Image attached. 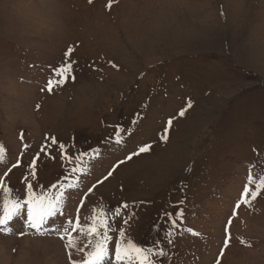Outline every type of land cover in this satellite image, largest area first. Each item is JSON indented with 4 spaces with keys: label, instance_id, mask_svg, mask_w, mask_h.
<instances>
[{
    "label": "rangeland",
    "instance_id": "374dc122",
    "mask_svg": "<svg viewBox=\"0 0 264 264\" xmlns=\"http://www.w3.org/2000/svg\"><path fill=\"white\" fill-rule=\"evenodd\" d=\"M107 2L0 0V142L11 162L19 154L21 130L30 146L8 181L23 196L22 178L45 134L68 145L70 154L101 147V157L81 178L85 189L138 144L153 142L151 153L122 165L98 186L81 216L90 215L94 205L123 201L131 212L136 202L128 236L151 245L164 238L163 226L154 228L164 211L174 212L188 195L193 205H182L184 219L172 237L168 259L214 264L249 170L257 178L264 175V0H118L111 11ZM69 45L76 48L75 82L53 94L41 93L51 75L48 66L61 63ZM108 60L119 67L112 68ZM94 61L102 72L91 70ZM178 79L185 80L184 106L189 99L193 106L175 119L170 139L163 143L158 133L164 119L156 123L154 118L151 131L149 121L158 104H173L172 94L163 99L158 94ZM138 85L148 111L133 126L130 111L137 98L126 94ZM131 103L123 108L127 113L113 112ZM116 124L133 128L127 147L104 143ZM52 157L42 154L37 161L40 187L66 173L68 164L57 149ZM80 195L71 193L58 223L75 217ZM229 232L221 264H264V195L238 210ZM3 235L0 264H65L64 241L55 235Z\"/></svg>",
    "mask_w": 264,
    "mask_h": 264
},
{
    "label": "snow or ice",
    "instance_id": "6c2138e0",
    "mask_svg": "<svg viewBox=\"0 0 264 264\" xmlns=\"http://www.w3.org/2000/svg\"><path fill=\"white\" fill-rule=\"evenodd\" d=\"M92 2L93 0H89V3ZM117 3L118 0H108L105 7L111 11ZM75 50L74 45H69L64 52L63 61L56 66H48L51 75L46 84L41 87V93L53 94L56 89L64 87L69 82H75L76 65H78V61L73 59ZM107 63L112 68L119 67L111 60H108ZM90 68L94 72H102V67L95 61L90 65ZM192 106V101L189 99L176 116L167 118L162 130L158 133L160 142L167 143L169 141L174 120L185 117ZM41 107L40 103L36 104L37 110ZM142 119L143 113L137 112L131 125H137ZM110 127L113 128V133L106 138L105 145L125 146L126 140L132 135L133 128L121 124ZM19 141L20 149L15 162L8 160L7 149L0 142V165L4 166L0 168V193H2V197H0V234L18 235L19 237L55 235L64 241L65 264H173L168 259L172 254L169 249L173 243L172 237L178 228V223L184 219L185 210L182 207L185 203L184 200L178 202L179 206H174V212L164 211L161 220L154 225L156 229L163 226L164 238L154 240L151 245H141L128 236L131 222L136 218V202L131 205L133 209L131 212H128L129 203L123 201L114 206L103 203L99 206L94 205L90 215L81 216V210L85 207L86 201L98 186L113 178L122 165L143 154L151 153L154 148L153 142L138 144L123 158L117 159L115 163L111 164L106 173L97 177L90 187L82 191L81 178L91 171V162L101 157V147H91L88 150H78L76 153L70 154L68 145L59 141L54 135L45 134L40 150L27 165V174L22 178L24 194L21 196L19 190L8 181L10 173L21 166L22 157L30 147L25 140L24 130L19 133ZM53 149L59 151L61 158L67 162L68 168L62 178H58L46 187H40L36 183L37 161L42 154L52 157ZM38 188L39 190H37ZM74 191L81 192L79 202L75 205V217L68 216L63 224H60L57 220L65 217L70 195ZM261 195H264V175L257 178L250 169L247 183L244 184L239 198L235 200L234 206L231 208L224 228L223 246L219 249V255L215 258L214 264H221L225 250L230 245L229 227L233 223V218L237 216L238 210L242 206L251 207ZM144 203V201L139 202L140 205ZM118 220L121 223L117 228ZM17 225L19 230L16 228ZM188 231L198 235L191 228ZM114 235V251H110ZM82 238H86V242L81 246Z\"/></svg>",
    "mask_w": 264,
    "mask_h": 264
},
{
    "label": "bare ground",
    "instance_id": "6f19581e",
    "mask_svg": "<svg viewBox=\"0 0 264 264\" xmlns=\"http://www.w3.org/2000/svg\"><path fill=\"white\" fill-rule=\"evenodd\" d=\"M43 4H44V3H43ZM3 236L8 237L7 235H3Z\"/></svg>",
    "mask_w": 264,
    "mask_h": 264
}]
</instances>
